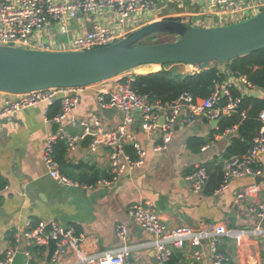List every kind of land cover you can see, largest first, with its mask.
Here are the masks:
<instances>
[{"label": "crops", "instance_id": "0c3cea01", "mask_svg": "<svg viewBox=\"0 0 264 264\" xmlns=\"http://www.w3.org/2000/svg\"><path fill=\"white\" fill-rule=\"evenodd\" d=\"M162 1L165 3L160 8L147 13L152 14L150 18L141 15L143 20L139 23L127 25V33L154 20L169 18L191 23L193 17L203 16L210 21L206 26H214V22L226 24L220 23L223 20L218 16L206 14L203 5L196 0ZM114 18L110 10L96 19L80 14L67 29L51 21L31 36V48L40 49V44L45 43L49 46L47 50L67 51L74 37L92 31L98 23L112 24ZM177 66L176 70L181 73L194 72L186 64ZM139 68L144 74L158 70L149 65ZM218 68L227 75L224 83L234 80L228 66ZM137 69L134 72L140 75ZM119 79L115 77L84 87L79 93L80 103L70 116L91 122L93 116L99 114L105 126L115 128L121 113L105 115L98 96L101 91L114 90ZM9 97L12 94L0 92V111ZM46 109L44 103H39L13 116L0 117V250L24 243L23 234L29 228L58 221L63 226L73 227L80 241L77 247L72 246L67 254L52 260L51 264H86L85 259L89 257L100 258L123 247L129 250L126 264H156L157 238L143 230L128 213L131 204L146 202L171 228L213 230L214 226H224L227 232L221 236L218 249L229 257L226 264H264V222L248 209L254 198L239 201L236 197V191L257 184L260 192L255 200L264 201V156H258L263 169L261 176L245 174L233 178L224 190L210 192L205 186L201 191H194L185 180L199 166L212 171L221 168L225 160L223 152L236 135V128L211 138V132L217 127H213L211 121L203 118L193 122L182 120L174 127L168 148L157 152L154 146L158 135L147 137L140 129L137 116L130 133L146 152L141 166L126 171L114 186L107 187L99 180L111 174L108 149L93 152L81 143L72 150L66 146L58 162L61 173L74 184L62 185L51 177L43 158L46 137L59 128L57 123L45 120ZM65 124L71 133L80 131ZM191 137L207 142L199 151H194L188 146ZM58 144L55 156L60 154L56 149ZM96 177L98 180L94 181ZM118 226L127 229L126 242L118 238ZM200 249L202 255L196 260L193 246L186 242L182 248L175 249L169 264H212L209 238L202 239ZM48 251L45 247L40 254H35V264H47Z\"/></svg>", "mask_w": 264, "mask_h": 264}, {"label": "built area", "instance_id": "2783aa9c", "mask_svg": "<svg viewBox=\"0 0 264 264\" xmlns=\"http://www.w3.org/2000/svg\"><path fill=\"white\" fill-rule=\"evenodd\" d=\"M162 0H0V45L31 48L29 38L41 30L51 21H56L62 29H67L70 22L80 14L102 16L106 11H113L115 20L112 24L98 23L92 31L74 37L69 50L84 51L112 45L127 33L128 21L134 14L151 13L157 9ZM205 8L208 15H216L226 24H232L254 15L264 8V0H196ZM249 15V16H250ZM217 22H214L216 26ZM225 25V24H221ZM49 46L40 44V49L47 50ZM135 70V69H134ZM134 70L121 74L117 87L111 91H101L98 96L100 108L115 109L121 113L120 121L115 128L105 126L103 117L99 114L93 116L91 122L70 116L72 110L80 103V92L84 87L77 88H48L18 94L6 99L0 117L13 116L21 110L28 109L36 104L44 103L45 120L59 125L58 130L46 137L44 162L48 172L62 185H73L74 182L60 171L59 162L55 158V146L64 141L69 150L76 149L81 141L92 135L93 139L89 149L93 152L100 148L108 149V159L111 174L102 178L99 183L112 187L126 173V171L141 166L144 163L146 152L137 143L130 133L133 124L140 117V129L147 137L158 135V142L154 146L157 152L165 151L171 140V134L182 116L185 122H193L197 118L208 121L219 120L224 114L234 110L240 98L232 99L226 105H221L223 95H230L229 88L233 85L249 91L259 90L245 75L234 76L233 81L216 82L213 92L207 98H195L191 93L185 92L179 98L163 102L161 99L149 94L138 93L133 84L136 73ZM199 71L194 69V72ZM60 99V110L49 116V107ZM259 118L262 127L253 141L250 150L242 156H232L223 161V181L218 190H224L233 178L251 174L261 176L263 169L258 156H264V110ZM79 128L77 133H71L65 123ZM234 129L226 132H231ZM131 143L136 155L133 157L126 146ZM205 149V148H204ZM189 187L194 191H201L209 180V171L206 166H199L195 171L185 177ZM260 192L257 184L246 186L236 191L239 201L256 198ZM249 206V212L259 221L264 222V201L255 200ZM129 215L147 233L157 238L156 264H169L175 249L182 248L189 242L194 250L193 257L198 260L202 255L200 246L203 238H209L212 251V264H226L229 257L218 249L221 236L227 231L224 226H214L213 230L193 229L191 227L171 228L157 214L155 209L146 202L133 203L128 208ZM127 229L117 227V236L123 242L127 241ZM24 243H18L7 250H0V264H13L17 253L25 256L24 264H35V247H48L50 240L54 239L57 250L53 260L68 253L72 246L77 247L80 236L73 227L63 226L58 221L40 223L29 228L23 234ZM129 255L127 247L118 252L107 254L100 258L89 257L86 264H126ZM192 264H197L193 262Z\"/></svg>", "mask_w": 264, "mask_h": 264}, {"label": "water", "instance_id": "95a60500", "mask_svg": "<svg viewBox=\"0 0 264 264\" xmlns=\"http://www.w3.org/2000/svg\"><path fill=\"white\" fill-rule=\"evenodd\" d=\"M154 34L177 36L175 40L140 44ZM264 49V8L232 24L195 26L177 19L154 20L133 30L118 42L92 50L50 51L0 45V92L18 94L48 88L86 87L137 69L159 64H186L196 70L208 69ZM263 95L262 90L246 93ZM115 109H103L112 116ZM183 117H179L182 121ZM219 120L211 121L216 127ZM93 136L81 144L89 147ZM47 264H51L57 244L48 245ZM17 253L13 264H24Z\"/></svg>", "mask_w": 264, "mask_h": 264}, {"label": "trees", "instance_id": "16d2710c", "mask_svg": "<svg viewBox=\"0 0 264 264\" xmlns=\"http://www.w3.org/2000/svg\"><path fill=\"white\" fill-rule=\"evenodd\" d=\"M177 19L179 18H171ZM148 37L140 44L147 43ZM174 64H164L159 71L148 74L136 75L133 84L135 90L140 94H149L161 99L163 102L173 101L179 98L183 93L189 92L195 98H207L213 92L216 82H224L226 74L218 66H212L208 69H202L193 73H181L176 69H171ZM221 65H226L232 75H245L249 82L256 88L263 91V95L258 97L248 96L244 90L233 85L229 88L230 95H223L220 104L226 105L230 98H240L237 107L229 114L220 117L217 127L211 132V138L214 134L222 135L226 131L236 128V135L232 136L231 144L223 152L225 159L232 156H242L246 154L253 145V141L259 134L262 122L259 115L264 110V49L255 51L248 55L233 59ZM60 110V101L49 107V116L55 115ZM207 140L199 137H191L188 140L189 148L199 151ZM57 145V144H56ZM56 147V146H55ZM56 149H59L55 156L60 160L66 149V143L60 142ZM126 150L134 157L136 155L133 146H126ZM58 152V151H57ZM208 168V167H207ZM210 178L206 184V191L219 189L223 181L222 166L217 167L215 171L208 168ZM96 177L94 181H97ZM43 248L35 247L33 252L40 254Z\"/></svg>", "mask_w": 264, "mask_h": 264}, {"label": "rangeland", "instance_id": "374dc122", "mask_svg": "<svg viewBox=\"0 0 264 264\" xmlns=\"http://www.w3.org/2000/svg\"><path fill=\"white\" fill-rule=\"evenodd\" d=\"M163 3H165V2H163V1H161V2H159L158 3V6L157 7H161L162 6V4ZM251 13H249V15H250ZM141 15H144V17L143 18H150L151 16H152V14H147V13H143V14H134V15H132L131 16V18L129 19V21H128V26L130 25V23H131V25H136L137 23H139L141 20H143V18L141 19ZM147 15V16H146ZM248 15V17H250ZM93 17V19H96L97 18V16L96 15H93L92 16ZM247 17V18H248ZM208 22H210V21H208L206 18H204L203 16H197V17H193L192 18V21H191V24L192 25H195V26H203V27H205L206 25H207V23ZM150 37H153V38H151L152 40H150V39H147L146 40V42L147 43H152L153 42V40L156 38V41L157 42H161V41H169V40H175L176 38H177V36H174V35H169V34H154V35H152V36H150ZM29 40H31V37L29 38ZM72 41V40H71ZM144 67V66H143ZM142 68V67H141ZM161 68H162V66H160V70H161ZM169 68H171V69H177V68H179V66H177V64H174V65H172L171 67H169ZM190 69H193L192 67H189ZM194 70V69H193ZM137 72L139 73V74H144L143 73V71L141 72L140 71V68L139 69H137Z\"/></svg>", "mask_w": 264, "mask_h": 264}, {"label": "bare ground", "instance_id": "6f19581e", "mask_svg": "<svg viewBox=\"0 0 264 264\" xmlns=\"http://www.w3.org/2000/svg\"><path fill=\"white\" fill-rule=\"evenodd\" d=\"M51 51V50H50ZM67 51H72V50H67ZM149 66H154V67H156V68H158V70H155V71H159L160 70V65L159 64H151V65H149ZM188 67H193L192 65H188ZM194 69V68H193ZM155 71H153V72H155ZM152 72V71H151ZM150 72V73H151Z\"/></svg>", "mask_w": 264, "mask_h": 264}]
</instances>
